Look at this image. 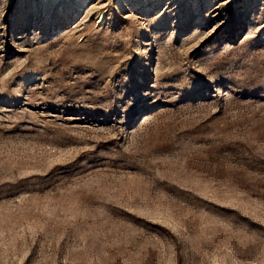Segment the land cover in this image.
Returning <instances> with one entry per match:
<instances>
[{
	"label": "rangeland",
	"instance_id": "1",
	"mask_svg": "<svg viewBox=\"0 0 264 264\" xmlns=\"http://www.w3.org/2000/svg\"><path fill=\"white\" fill-rule=\"evenodd\" d=\"M0 264H264V0H0Z\"/></svg>",
	"mask_w": 264,
	"mask_h": 264
}]
</instances>
